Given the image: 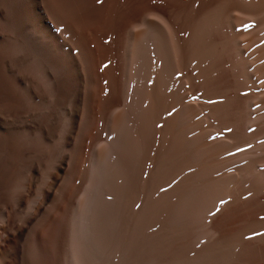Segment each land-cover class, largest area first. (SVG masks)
Here are the masks:
<instances>
[{
	"label": "bare ground",
	"instance_id": "obj_1",
	"mask_svg": "<svg viewBox=\"0 0 264 264\" xmlns=\"http://www.w3.org/2000/svg\"><path fill=\"white\" fill-rule=\"evenodd\" d=\"M25 107L0 264H264V0H0Z\"/></svg>",
	"mask_w": 264,
	"mask_h": 264
},
{
	"label": "rangeland",
	"instance_id": "obj_2",
	"mask_svg": "<svg viewBox=\"0 0 264 264\" xmlns=\"http://www.w3.org/2000/svg\"><path fill=\"white\" fill-rule=\"evenodd\" d=\"M72 104H73L74 109H76L77 106H78V104H79L78 96L76 94L73 95V97H72ZM240 105L241 106L244 105V100L240 101ZM27 110H28V108L25 107L22 110V112H20L18 114V117L16 119L13 117V115L7 114L6 112H3V111L0 110V125H2L4 127H8V128H14V127H16L15 129H17L18 126H22V124H23L22 122H27V123L30 122L31 121L30 119H28V121L26 120V115L28 114V111ZM29 118L32 119V117H29ZM250 145H251V142H249V144L247 143V145L245 147H248ZM25 177H26V175H25ZM256 200L257 199H256V196L255 195H253V196H251V197L248 198L247 203H246V206H245V208L247 209V210L245 209L247 213L248 212L249 213H254V212L264 211V209H263L264 206L262 204L260 205L259 203H257ZM258 204H259V206H258ZM228 214L231 215V216H235L237 214V209L230 210L228 212ZM231 260H229L228 262L226 261L224 264H233V262L235 261V259H233L232 263H231Z\"/></svg>",
	"mask_w": 264,
	"mask_h": 264
},
{
	"label": "snow or ice",
	"instance_id": "obj_3",
	"mask_svg": "<svg viewBox=\"0 0 264 264\" xmlns=\"http://www.w3.org/2000/svg\"><path fill=\"white\" fill-rule=\"evenodd\" d=\"M221 203H224V201H221Z\"/></svg>",
	"mask_w": 264,
	"mask_h": 264
}]
</instances>
